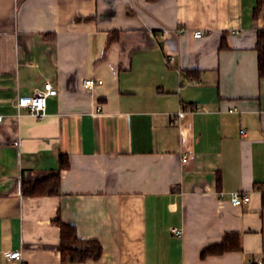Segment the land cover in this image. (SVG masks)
Listing matches in <instances>:
<instances>
[{
    "label": "crops",
    "instance_id": "0c3cea01",
    "mask_svg": "<svg viewBox=\"0 0 264 264\" xmlns=\"http://www.w3.org/2000/svg\"><path fill=\"white\" fill-rule=\"evenodd\" d=\"M257 3L0 0V264H63L59 210L103 246L81 264H264ZM46 83L44 119L17 107ZM58 171L59 196L22 195L23 177ZM227 234L242 251L201 258Z\"/></svg>",
    "mask_w": 264,
    "mask_h": 264
},
{
    "label": "trees",
    "instance_id": "16d2710c",
    "mask_svg": "<svg viewBox=\"0 0 264 264\" xmlns=\"http://www.w3.org/2000/svg\"><path fill=\"white\" fill-rule=\"evenodd\" d=\"M156 1V0H148ZM264 9V0H258L254 11L257 16ZM119 39L118 32L109 34L108 44H112ZM256 49L258 52L259 77L264 79V29L259 30L257 35ZM60 169L70 168V159L67 155L59 156ZM61 175L60 171L52 172L43 176L26 175L21 182V192L29 197H51L60 195ZM264 198V193H263ZM60 210L57 212L55 223L60 229L59 251L63 264H81L89 260H99L103 255V246L98 240L81 239L75 226L64 223L61 219ZM240 235L227 234L222 242L209 246L201 253V258L208 256L223 255L227 252L242 251Z\"/></svg>",
    "mask_w": 264,
    "mask_h": 264
},
{
    "label": "built area",
    "instance_id": "2783aa9c",
    "mask_svg": "<svg viewBox=\"0 0 264 264\" xmlns=\"http://www.w3.org/2000/svg\"><path fill=\"white\" fill-rule=\"evenodd\" d=\"M185 32L184 29H181V33ZM204 36L203 31H196L194 33L195 38H202ZM98 84H102V81H99ZM84 86L88 89H95L96 83L92 79H87L84 81ZM58 94V91L53 87L51 83H46L44 86V90L42 92H39L31 97H22L19 98L17 101V107L19 109H27L29 114L38 118V119H44L46 117V109H47V102L48 98L52 96H56ZM194 110H200L198 107H195ZM4 117L0 115V123L3 122ZM243 136H246V131H241ZM184 161H187V158L184 159ZM223 196V195H221ZM229 201L230 203L235 207H240L245 203H249L251 201V196L247 193H243L241 191H234L229 194ZM173 233L181 237L183 234L182 230L175 229L173 230ZM7 258L10 261V264H24L23 263V257L21 251H11L6 253ZM248 264H262L260 261L256 262L254 260H251L248 262Z\"/></svg>",
    "mask_w": 264,
    "mask_h": 264
}]
</instances>
